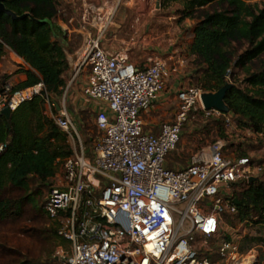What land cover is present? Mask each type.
<instances>
[{
    "label": "built area",
    "instance_id": "2783aa9c",
    "mask_svg": "<svg viewBox=\"0 0 264 264\" xmlns=\"http://www.w3.org/2000/svg\"><path fill=\"white\" fill-rule=\"evenodd\" d=\"M117 1L104 0L94 20L82 22L86 37L72 67L76 75L88 69L84 95L97 103L99 137L90 150L66 108L44 96L53 107L51 118L74 144L43 207L68 246L58 249L49 264H215L205 245L219 238L226 216L238 214L235 200L251 179L262 178L264 164L226 155L227 141L218 140L186 166H167L195 116H224L229 125L231 115L207 111L200 88L182 87L174 121L164 123L157 135L145 131L142 113L154 107L184 61H150L139 69L124 54L105 50L102 42ZM44 92L43 83L16 93L7 85L0 94V114ZM255 136L264 138L263 133ZM218 255L230 264H244L249 257V264H260L256 251L245 256L232 241L221 242Z\"/></svg>",
    "mask_w": 264,
    "mask_h": 264
},
{
    "label": "trees",
    "instance_id": "16d2710c",
    "mask_svg": "<svg viewBox=\"0 0 264 264\" xmlns=\"http://www.w3.org/2000/svg\"><path fill=\"white\" fill-rule=\"evenodd\" d=\"M161 2L163 7L178 4L176 13L181 22L195 21L190 54L198 78L196 86L190 87L216 93L227 83L232 84L226 98V105L233 113L232 121L237 122L241 131L264 134V0ZM62 5L57 0H6V9L18 19L0 14V64L9 48L29 66L28 70L22 68L18 72L26 80L12 86V93L40 83L45 86L43 96L20 105L10 119L0 114V223L19 210L17 203L8 197L9 192L22 191L27 194V200L37 205L41 196L39 188L47 187L64 160L73 154L66 144V135L46 114L44 98L46 94L50 98L61 97L67 86L65 75L72 64L67 48L54 33V21ZM237 45L246 47L243 54L238 55ZM240 74L244 75L243 79L239 78ZM9 79L0 82V94L11 85ZM81 117L84 121V114ZM215 121L220 137L225 139L221 123L225 122L224 116ZM233 152L238 158H250V152L240 146ZM177 161L184 160L180 156ZM239 201L237 220L264 228V178L239 193ZM227 222L232 224L230 219ZM223 241L230 239L224 237ZM261 242L264 248V239ZM260 259L264 261V251ZM17 264L42 263L26 258Z\"/></svg>",
    "mask_w": 264,
    "mask_h": 264
},
{
    "label": "rangeland",
    "instance_id": "374dc122",
    "mask_svg": "<svg viewBox=\"0 0 264 264\" xmlns=\"http://www.w3.org/2000/svg\"><path fill=\"white\" fill-rule=\"evenodd\" d=\"M84 9L86 10V8ZM95 12L97 13V11ZM95 15H90V18L88 12H86V15L83 14L80 17L81 22L94 20ZM176 26L175 36L178 37L182 33V28L179 27V24H176ZM170 27L169 23L162 30H168ZM169 35L167 37L174 36V32L172 31ZM185 37L188 47L191 46L189 45V39L192 37L191 34L186 32ZM236 49L238 55H241L246 50V47L237 45ZM73 63L74 61L72 60ZM188 72H192L193 74L190 77L191 81H188L182 87L196 86L198 77L194 75V57L190 58L188 62ZM235 72L237 73L238 70ZM88 76V69L81 71L78 75H76L75 70L69 69L65 75L67 82L65 91L61 97L53 96L52 99L60 107L66 108L71 121L79 125L78 129L81 131L83 145L86 149L90 150L93 145L90 139L93 141L97 139L99 131L95 123L96 112L93 109V104L84 95V87ZM7 77L11 78L9 75L0 74V82L2 83ZM239 78L243 79L244 75L240 74ZM8 82L11 83L9 80ZM52 111L53 107L46 105V114L51 117ZM82 114H84V121L81 117ZM215 120L212 118L205 120L201 115H197L190 121L184 129L178 150L169 158L172 161L169 160L170 166H172L173 160H177L180 156L184 160L182 164L185 165L194 154L218 140L227 141L226 155H232L233 151L240 146L241 149L250 152V158L254 162L264 164V141H258L246 132L241 131L234 120L229 125L221 122L226 135V138L222 139ZM78 121H82V124H79ZM66 144L73 150L74 144L71 141L67 140ZM62 170L63 164L59 169V175L62 173ZM262 178H264V175ZM52 186H55L54 179L48 182L47 187L39 188L41 196L37 198V205L27 200V194L22 191L14 190L8 193V197L17 203L19 210H15V214L9 220L0 223V264H17L26 258L41 261L42 264H48L58 249L68 248L66 243L58 237L56 224L43 212L48 189ZM228 219L232 221V224H228ZM224 237H228L230 241L237 245L240 253L245 256L251 253L252 250L256 251L258 261L260 264H264V261L260 259V255L264 251L261 242L264 239L263 227L240 222L237 220V216L224 218L219 238L211 240L205 245V249L209 252L210 258L215 264H230L226 263L218 255V247ZM249 261L250 257L246 259L244 264H249Z\"/></svg>",
    "mask_w": 264,
    "mask_h": 264
},
{
    "label": "crops",
    "instance_id": "0c3cea01",
    "mask_svg": "<svg viewBox=\"0 0 264 264\" xmlns=\"http://www.w3.org/2000/svg\"><path fill=\"white\" fill-rule=\"evenodd\" d=\"M103 1L68 0L62 5V11L54 21V33L56 39L67 48L70 61L80 51L86 37L80 17L83 14L86 15L89 7H93V10L88 12L89 17L96 13V9L101 10ZM85 3L89 4L87 10L84 9ZM117 5L114 7L113 23L102 42V47L105 50L124 54L129 62L139 69L145 68L150 61L161 60L169 65H174L177 60L184 61L179 73L168 79L165 91L160 94L154 107L150 111L142 113L145 131L157 135L164 123L174 121L178 112L177 93L185 83L191 81L190 77L193 74L188 72V62L193 56L190 54V46L187 45L185 35L186 32L191 34L192 37L189 39V45H191L195 21L185 19L180 22V16L176 13L180 6L176 3L166 4L163 7L161 0H120L117 1ZM169 23L170 29L162 30ZM176 24L182 28V33L178 37L175 36ZM92 30L94 31V29ZM172 31L174 36L167 37ZM72 66L73 64L70 69ZM22 68L28 70L29 66L13 51L6 48V55L0 64V74L11 76L10 84L17 86L26 80L24 74L18 73ZM91 103L96 112L97 103ZM75 126L78 128L79 125L75 124ZM244 132L257 139L251 132ZM169 158L167 161L169 168H180L188 164L187 162L184 165L181 161L173 160V164L170 166Z\"/></svg>",
    "mask_w": 264,
    "mask_h": 264
},
{
    "label": "water",
    "instance_id": "95a60500",
    "mask_svg": "<svg viewBox=\"0 0 264 264\" xmlns=\"http://www.w3.org/2000/svg\"><path fill=\"white\" fill-rule=\"evenodd\" d=\"M6 0H0V14H6L7 16L11 17L13 20H17L18 17L11 11L6 9L5 6ZM233 85L230 83H227L224 87H222L218 92L216 93H204L202 95V103L204 108L207 111H218L224 115H233V113L230 111L229 107L226 105V98L228 93L231 91ZM1 115L6 117L7 119H10L12 116V111L9 108H5ZM259 181V179L253 178L250 180V184H253L255 182ZM235 205L240 206L241 203L239 200H235Z\"/></svg>",
    "mask_w": 264,
    "mask_h": 264
},
{
    "label": "snow or ice",
    "instance_id": "6c2138e0",
    "mask_svg": "<svg viewBox=\"0 0 264 264\" xmlns=\"http://www.w3.org/2000/svg\"><path fill=\"white\" fill-rule=\"evenodd\" d=\"M211 223V222H210Z\"/></svg>",
    "mask_w": 264,
    "mask_h": 264
}]
</instances>
